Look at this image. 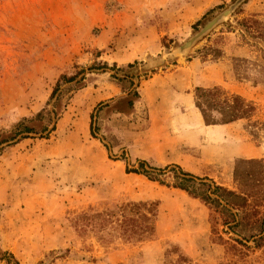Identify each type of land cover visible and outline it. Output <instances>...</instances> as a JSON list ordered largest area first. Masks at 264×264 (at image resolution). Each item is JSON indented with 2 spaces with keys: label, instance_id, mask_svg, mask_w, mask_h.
I'll use <instances>...</instances> for the list:
<instances>
[{
  "label": "rangeland",
  "instance_id": "1",
  "mask_svg": "<svg viewBox=\"0 0 264 264\" xmlns=\"http://www.w3.org/2000/svg\"><path fill=\"white\" fill-rule=\"evenodd\" d=\"M234 2L0 0V138L24 118L36 129L0 143V264H264L252 240L249 250H230L242 237L209 204L172 187L171 171H154L165 184L127 172L141 160L146 169L178 165L236 189V161L264 158V80L233 71L234 58H259L264 0H241L173 54ZM195 86H219L255 110L206 125ZM42 109L50 119H34ZM132 201L157 203L150 238L104 242L73 225L80 213Z\"/></svg>",
  "mask_w": 264,
  "mask_h": 264
},
{
  "label": "trees",
  "instance_id": "2",
  "mask_svg": "<svg viewBox=\"0 0 264 264\" xmlns=\"http://www.w3.org/2000/svg\"><path fill=\"white\" fill-rule=\"evenodd\" d=\"M212 10L214 8L205 12V15ZM197 22L195 26H197ZM251 22L257 24L255 20ZM244 24L246 27V21ZM247 28L249 27L247 26ZM259 50V58L255 60L234 58L233 71L236 78H249L247 71L253 69L258 75V77H253V80H264V46ZM74 77L75 75L67 78L62 76L61 80L72 81ZM59 85L60 83L57 82L47 104L52 100ZM133 94L138 96L136 91H133ZM128 102L131 103V101ZM194 105L206 125L227 124L239 119H246L255 110L252 102L247 101L239 94H230L219 86H195ZM45 117L50 119L48 109L38 111L34 119H45ZM29 120L24 118L16 122L12 133L2 136L0 143L15 139L17 136H20V139L26 138L27 134L36 132L33 126L26 123ZM45 129V126L41 127V131ZM146 166H148L147 162L141 160L136 169H127V172L141 173L150 180H158L154 177V171L162 172L168 169L173 173L172 187L183 190L209 204L218 213L221 224L229 231L242 237V239L231 238L236 244H229L230 250L241 252L237 245L249 250L250 246L246 242L252 240L253 249H262L264 254V158L238 159L236 161L233 169L236 189H228L207 177L193 175L178 165L157 169L151 167L146 169ZM159 182L165 184L163 181ZM156 216L157 203L155 201H132L121 204L116 211L105 209L92 213H80L73 219V225L79 233L93 232L98 239L104 242L110 241L112 237H119L128 242H138L153 235ZM216 238L220 239L221 237L217 236ZM16 264H18L17 261Z\"/></svg>",
  "mask_w": 264,
  "mask_h": 264
},
{
  "label": "water",
  "instance_id": "3",
  "mask_svg": "<svg viewBox=\"0 0 264 264\" xmlns=\"http://www.w3.org/2000/svg\"><path fill=\"white\" fill-rule=\"evenodd\" d=\"M241 0H235L234 3L230 4L228 7L223 9L221 12H219L217 15H215L210 20L206 21L204 25L200 28L199 31L194 33L190 38H188L185 42H183L181 45L177 46L173 50V54H182L185 52L188 48H190L199 38H201L205 33H207L211 28H213L215 25H217L220 21L224 20L236 7L238 2ZM160 59H153L152 63H158Z\"/></svg>",
  "mask_w": 264,
  "mask_h": 264
}]
</instances>
